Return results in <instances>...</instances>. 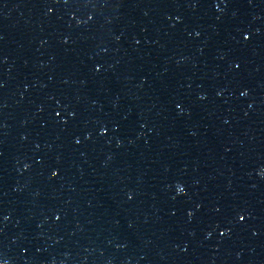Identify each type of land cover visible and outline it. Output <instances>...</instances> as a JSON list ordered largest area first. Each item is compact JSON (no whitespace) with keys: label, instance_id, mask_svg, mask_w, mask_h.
<instances>
[{"label":"water","instance_id":"95a60500","mask_svg":"<svg viewBox=\"0 0 264 264\" xmlns=\"http://www.w3.org/2000/svg\"><path fill=\"white\" fill-rule=\"evenodd\" d=\"M262 172L264 0H0L3 264H264Z\"/></svg>","mask_w":264,"mask_h":264},{"label":"snow or ice","instance_id":"6c2138e0","mask_svg":"<svg viewBox=\"0 0 264 264\" xmlns=\"http://www.w3.org/2000/svg\"><path fill=\"white\" fill-rule=\"evenodd\" d=\"M196 2H197V0H193V6L195 5ZM217 6L219 7V5H217ZM49 10L51 11V9H49ZM178 19H179V17H178ZM197 35H199V33H197ZM243 35H244L245 38H247L249 36V33L245 32ZM241 94L242 95H246L247 92H243ZM177 107H180V105H177ZM57 115H59V113H57ZM105 131H107V129H101V132L102 133L105 132ZM76 143H80V141L79 140H76ZM25 167L27 168L28 165H25ZM51 174H52V176H56L58 174V170H56V169L52 170V173ZM261 175L264 176V172H262ZM176 191L178 193H183L184 192V188L178 185L177 188H176ZM217 211H219V209H217ZM191 215H192V213L190 212L189 213V216H191ZM238 216H239V220H241V221H243L245 219V214H239L238 213ZM3 219L4 220H7L8 217L7 216H4ZM56 219L59 220L60 217L57 216ZM0 264H3V262H0Z\"/></svg>","mask_w":264,"mask_h":264}]
</instances>
